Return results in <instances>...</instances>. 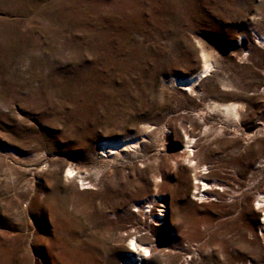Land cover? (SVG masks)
<instances>
[{
	"label": "rangeland",
	"instance_id": "obj_1",
	"mask_svg": "<svg viewBox=\"0 0 264 264\" xmlns=\"http://www.w3.org/2000/svg\"><path fill=\"white\" fill-rule=\"evenodd\" d=\"M261 195L264 0H0V264H264Z\"/></svg>",
	"mask_w": 264,
	"mask_h": 264
},
{
	"label": "bare ground",
	"instance_id": "obj_2",
	"mask_svg": "<svg viewBox=\"0 0 264 264\" xmlns=\"http://www.w3.org/2000/svg\"><path fill=\"white\" fill-rule=\"evenodd\" d=\"M262 39V37H258V41L257 42H260ZM210 69V63L207 62L206 59H204V64H203V67L201 69V71L196 75V76H193V77H190L188 79H185V80H182V81H179V84L182 85V86H189L190 87V84L192 82H195V80H197L198 78H200L201 76H204L206 75V73H208ZM235 109L236 107L235 106H225V110L226 111H234L235 112ZM237 115V114H235ZM187 144H190V140H187ZM126 146H132V144H129V143H126V142H123V143H108V144H104L101 148V151H102V154H107V153H112L114 151H117L119 149H123L125 148ZM188 147L190 145H187ZM206 185L205 183H203V188H200V187H197V190L195 192V194L197 195V199L198 200H203L207 195L206 193H204V190H205V186ZM149 207V206H148ZM261 207H264V196L261 195L257 198V203H256V209H259ZM264 210V208H263ZM151 211V210H150ZM161 212L159 213L160 216H164V213L162 212L163 210H160ZM263 224H264V221H263ZM151 249H152V246H149V245H144L140 239V237H135V238H132L131 239V242H130V245L128 248H126V252H127V255H128V258L129 260L131 259H134L136 258V255H137V258L139 261H141L144 257H146L148 255V253L150 252L151 253ZM76 258V257H75ZM128 264V263H126Z\"/></svg>",
	"mask_w": 264,
	"mask_h": 264
}]
</instances>
